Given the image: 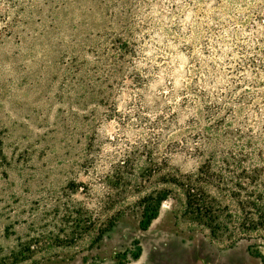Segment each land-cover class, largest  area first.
Wrapping results in <instances>:
<instances>
[{
  "label": "rangeland",
  "instance_id": "obj_1",
  "mask_svg": "<svg viewBox=\"0 0 264 264\" xmlns=\"http://www.w3.org/2000/svg\"><path fill=\"white\" fill-rule=\"evenodd\" d=\"M0 264H264V0H0Z\"/></svg>",
  "mask_w": 264,
  "mask_h": 264
},
{
  "label": "trees",
  "instance_id": "obj_2",
  "mask_svg": "<svg viewBox=\"0 0 264 264\" xmlns=\"http://www.w3.org/2000/svg\"><path fill=\"white\" fill-rule=\"evenodd\" d=\"M253 172V178L257 179L256 170H251ZM249 177L250 176H246ZM168 181H171L178 186H180L184 190L185 195V213L190 216L192 219L206 225L211 232L213 237H218L223 228L230 231L228 224L223 219L233 220L232 213L229 212L226 206H222L218 198L213 195L210 191V187H214L216 182L219 183L218 179L220 176L213 168V163L211 159L207 160L203 163L196 172H191L187 174L171 176L169 175ZM218 187V185H216ZM165 192L160 190L156 193L149 194L146 198H143V210H142V219L140 220L141 228L143 230L147 229L148 225L152 221L153 218L156 217L158 213L159 206L161 201L164 199ZM231 197L237 199V203L239 205L240 210L244 213V218L249 221L247 223H240L242 230H246L250 223H254L250 228H254L255 222L249 219V215L251 213L250 209L254 208L259 210L262 218V195L257 196H247L245 198L241 197V194H230ZM256 197V198H255ZM89 227L93 226L94 221L90 219ZM237 227L234 225L231 234L232 236L235 234V230ZM229 233V232H228ZM137 257V254L134 257Z\"/></svg>",
  "mask_w": 264,
  "mask_h": 264
}]
</instances>
